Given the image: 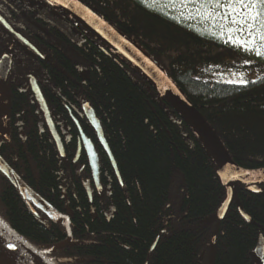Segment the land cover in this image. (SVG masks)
Here are the masks:
<instances>
[{
  "label": "trees",
  "instance_id": "obj_1",
  "mask_svg": "<svg viewBox=\"0 0 264 264\" xmlns=\"http://www.w3.org/2000/svg\"><path fill=\"white\" fill-rule=\"evenodd\" d=\"M76 1L149 57L237 167L264 168V73L246 84L214 79L216 72L234 69L242 54L143 0ZM99 46L94 64H76L88 70L77 96L93 109L120 179L92 132L106 188L90 202L82 173L60 160L49 136L43 138L38 126H20L22 138L1 143L0 156L68 221L35 217L1 174L0 217L56 264H262L254 250L259 236L264 239V181L258 190L236 186L217 222L227 189L199 138L134 66ZM65 70L80 79L75 68ZM21 105L22 97L13 94L1 102L0 137L4 116ZM83 165L89 173L85 155ZM67 225L71 240L60 246Z\"/></svg>",
  "mask_w": 264,
  "mask_h": 264
},
{
  "label": "flooded vegetation",
  "instance_id": "obj_2",
  "mask_svg": "<svg viewBox=\"0 0 264 264\" xmlns=\"http://www.w3.org/2000/svg\"><path fill=\"white\" fill-rule=\"evenodd\" d=\"M0 19L10 29L0 23V61L4 58L5 62L7 58L10 60V69L3 94L0 96V105L7 94H13L15 98L18 95L22 97L19 112L13 113L8 110L3 118V134L0 137V144H10L16 136L19 139L22 138V135H17L20 126H38L42 137L46 139L49 136L54 143L60 160H65V164L77 168L79 175L82 173L83 176L80 180L83 181L87 198L92 202L103 194L106 182L101 176L100 160L92 142L93 138H91L92 132L94 135L96 132L83 112L84 104H88L90 108L91 106L88 102H79L77 96L80 80L85 81L79 72L82 66L77 67V65L83 62V59L89 65L94 64V52L99 46L96 42L97 39L64 11L58 7H52L47 0H0ZM99 47L105 51L104 53L108 57L113 56L122 62L120 55L104 43ZM75 57L78 59L73 60ZM67 66L78 70L79 80L65 70L68 68ZM36 89L46 106L54 132L62 145L63 155L57 148L55 137H53L45 114L37 101ZM82 135L91 142L97 155V183L94 181L89 167ZM72 150L73 152L70 153ZM82 155H85L87 159L89 173L86 174L82 171L84 165L78 166ZM0 158L26 184L15 168H11L1 156ZM7 181L17 190L9 180ZM85 184L89 186L90 194H88ZM52 209L61 215L62 218L59 222L53 221L38 209L35 210L36 215L32 214L38 219L45 216L54 223H60L62 220L68 221V217L64 213H59L53 207ZM66 229L68 232V225ZM262 256V260L258 259L264 264V254Z\"/></svg>",
  "mask_w": 264,
  "mask_h": 264
},
{
  "label": "water",
  "instance_id": "obj_3",
  "mask_svg": "<svg viewBox=\"0 0 264 264\" xmlns=\"http://www.w3.org/2000/svg\"><path fill=\"white\" fill-rule=\"evenodd\" d=\"M47 1H49L52 7H58L64 11L71 18L77 21L82 27H84L85 30L93 35L98 41L110 47L113 51L118 53L122 59H125L132 66H134L153 87L155 92L162 98V100L190 127L194 134L199 138L220 174L222 175L227 189V198L215 213V219L217 222L222 220L229 206L231 205L234 195V188L236 186L249 185L256 189V184L264 181V168L254 171H246L234 164L223 144L213 132L211 127L207 124V122L190 104L185 96L176 88V86L168 79V77L149 59V57L140 48L130 42L121 33L117 32L99 18L95 17L76 0ZM0 23L9 29L2 19H0ZM9 69L10 60L7 58L5 62L4 58L0 61V96L3 94ZM33 87L36 86L33 85ZM35 95L38 103L41 105L42 112L45 114L53 137H55L57 148L60 154L63 155L62 145L57 137V134L54 132V128L50 122V117H48V111L37 89L35 90ZM83 112L89 120L91 127L95 130L98 141L104 150L116 177L120 179L114 159L103 138L99 122L95 117L93 110L88 106V104H84ZM82 139L93 179L97 183L98 159L96 152L91 142L83 135ZM0 174L9 180L15 188H17L23 202L26 204L31 213L36 215L35 210L38 209L55 222H59L61 220V215L56 213L50 205H48L26 184H24L1 158ZM85 188L88 194H90V188L87 186V184H85ZM239 212L246 221L250 220L241 209ZM67 233V239L59 245L67 244L71 240L69 231ZM213 245L214 240L211 242V246ZM254 254L257 258L262 260V255L264 254V240L261 236L258 239ZM0 264L56 263L41 253L33 245H31L25 238H23L19 233L11 228L0 217Z\"/></svg>",
  "mask_w": 264,
  "mask_h": 264
},
{
  "label": "snow or ice",
  "instance_id": "obj_4",
  "mask_svg": "<svg viewBox=\"0 0 264 264\" xmlns=\"http://www.w3.org/2000/svg\"><path fill=\"white\" fill-rule=\"evenodd\" d=\"M169 2H179L181 7L188 4L199 5L195 9L197 15H202L204 19L211 20L213 27L219 22L222 29L221 36L224 35L223 29L226 28L227 39L225 43L243 47L245 51H254L257 57H264V52L261 51L264 43L257 46V37L264 42V0H169ZM189 15L191 16V13ZM241 36L246 38H241ZM245 63L249 62L246 61ZM238 82L248 83L245 80Z\"/></svg>",
  "mask_w": 264,
  "mask_h": 264
},
{
  "label": "rangeland",
  "instance_id": "obj_5",
  "mask_svg": "<svg viewBox=\"0 0 264 264\" xmlns=\"http://www.w3.org/2000/svg\"><path fill=\"white\" fill-rule=\"evenodd\" d=\"M147 5L154 9L161 10L174 19L183 22L197 31L204 33L208 36L217 37L218 40L225 43L227 39V30L226 28L223 29L224 35L221 36L220 33L222 29L219 26V22H217L216 26L213 27V22L211 20H206L203 18L202 15H197L195 9L199 7L197 4H188L184 7H181L179 2L171 3L169 0H143ZM191 13V16L189 15ZM229 27L231 25H228ZM236 35V34H233ZM241 38H246L241 36ZM250 39V37H248ZM261 43H264L259 40L257 37V46ZM232 46L237 52L242 54L238 56L237 62L235 63V68L231 70H220L215 73L214 79L220 80L223 82L228 83H236V84H243L239 83L240 80H249L255 79L260 74L264 73V57H257L255 52L245 51L243 47L234 46L231 43H226ZM261 51L264 52V47L261 48ZM248 61L249 63H245ZM80 75L83 80H86L88 77V70L85 67H81ZM113 211V207H111L107 212L106 215L110 216Z\"/></svg>",
  "mask_w": 264,
  "mask_h": 264
}]
</instances>
